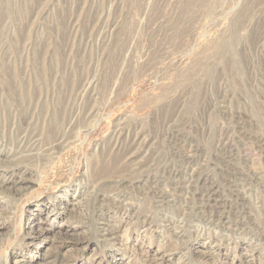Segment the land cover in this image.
<instances>
[{"label": "rangeland", "instance_id": "rangeland-1", "mask_svg": "<svg viewBox=\"0 0 264 264\" xmlns=\"http://www.w3.org/2000/svg\"><path fill=\"white\" fill-rule=\"evenodd\" d=\"M0 159V264H264V0H0Z\"/></svg>", "mask_w": 264, "mask_h": 264}, {"label": "bare ground", "instance_id": "bare-ground-1", "mask_svg": "<svg viewBox=\"0 0 264 264\" xmlns=\"http://www.w3.org/2000/svg\"><path fill=\"white\" fill-rule=\"evenodd\" d=\"M31 139H32V138H31ZM29 140H30V139H29ZM31 144H33L31 149H34V148H35V144H34V143H31ZM24 145H25V144H24ZM24 149H25V148H24ZM28 149H29V145H28ZM28 149H26V150H28ZM19 151H20V150H19ZM19 151H18V152H19ZM9 155H10V154H8V157H9ZM31 155H32V154H31ZM18 158H19V157H18ZM13 159H14V158H13ZM13 159H12V160H13ZM0 161H1V159H0ZM4 161H5V160H4ZM16 162H17V161H16ZM28 171H29V170H28ZM191 175H192V174H191ZM18 177H19V176H18ZM22 178H23V177H22ZM18 181H19V180H18ZM20 181H21V179H20ZM24 181H25V180H24ZM194 182H195V181H194ZM29 185H30V184H29ZM4 186H5V185H4ZM4 186L1 185L0 189H1V188H4ZM24 190H25V188H24ZM1 191H2V190H1ZM219 218H220V217H219ZM107 232H108V230H107ZM206 253H207V252H206ZM212 256H213V255H212ZM159 263H160V262H159Z\"/></svg>", "mask_w": 264, "mask_h": 264}]
</instances>
